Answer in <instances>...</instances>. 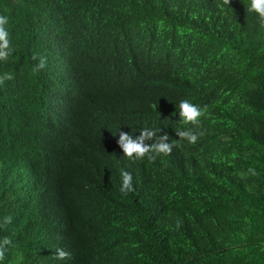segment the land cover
Segmentation results:
<instances>
[{
  "label": "trees",
  "instance_id": "trees-1",
  "mask_svg": "<svg viewBox=\"0 0 264 264\" xmlns=\"http://www.w3.org/2000/svg\"><path fill=\"white\" fill-rule=\"evenodd\" d=\"M0 15V264H264V27L246 0H0ZM145 127L172 151L125 158L119 132Z\"/></svg>",
  "mask_w": 264,
  "mask_h": 264
},
{
  "label": "clouds",
  "instance_id": "clouds-1",
  "mask_svg": "<svg viewBox=\"0 0 264 264\" xmlns=\"http://www.w3.org/2000/svg\"><path fill=\"white\" fill-rule=\"evenodd\" d=\"M247 8L250 13H255L262 27H264V0H246ZM9 23L8 17L0 15V60H6L13 51V46L10 43L9 32L6 25ZM44 67V60L35 66L34 70ZM11 79V75L5 73L0 76V83L4 80ZM203 115V110L197 105L191 103L188 99L181 100L179 103V116L182 118V123L197 126L200 123V117ZM159 133V134H158ZM176 135L185 139L189 144H195L198 140V134L191 128H177ZM149 141H152L149 143ZM117 144L122 150V155L130 160L139 161L147 157L149 160H155L158 155H168L173 148V143L169 142V136L166 132L161 133L160 128L145 127L139 131V135L130 134V132L120 131L117 139ZM134 190L132 174L124 169H120V188L119 191L123 194L130 193ZM11 222V217H4L3 223ZM11 241L4 237L0 240V259L3 258L5 246ZM57 259L64 261L70 258L71 254L57 248L55 252Z\"/></svg>",
  "mask_w": 264,
  "mask_h": 264
}]
</instances>
